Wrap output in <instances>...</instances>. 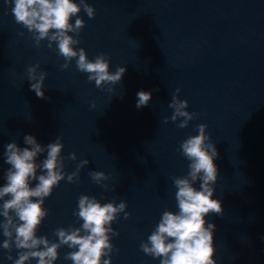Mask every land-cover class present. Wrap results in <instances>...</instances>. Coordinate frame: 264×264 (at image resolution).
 Instances as JSON below:
<instances>
[{
	"label": "water",
	"instance_id": "95a60500",
	"mask_svg": "<svg viewBox=\"0 0 264 264\" xmlns=\"http://www.w3.org/2000/svg\"><path fill=\"white\" fill-rule=\"evenodd\" d=\"M87 3L96 15L90 19L83 9L78 14L85 27L75 47L84 48L90 60L109 56L112 72L127 69L120 83L103 90L77 70L75 60L61 70L64 59L55 43L49 49L44 40L37 47L32 33L15 22L14 4L0 0V186L10 167L7 144L26 147L24 136L31 134L46 146L61 136L65 172L75 171L81 160L89 164L78 183L65 178L46 198L49 214L37 235L57 242V228L80 227L83 221L73 212L82 194L102 203L125 201L130 216L121 213L112 225L119 232L111 239L112 264H160L140 250L141 241L164 210L178 211L172 177L189 170L180 143L198 134V124H207L219 153L213 199L223 207V215L205 217L216 225L214 258L217 264H264V0ZM35 65L47 72L44 99L30 91L27 68ZM177 88L189 102L187 111L197 113L183 129L179 120L164 123ZM141 90L152 98L138 109ZM72 152L76 161L68 159ZM91 171L109 177L103 182L107 189L92 180ZM199 186L197 181L194 187ZM4 239L0 229V244ZM69 251L62 246L55 264H72L64 258ZM12 255L16 258L15 248ZM6 256L0 247V264H13Z\"/></svg>",
	"mask_w": 264,
	"mask_h": 264
},
{
	"label": "clouds",
	"instance_id": "9594fccd",
	"mask_svg": "<svg viewBox=\"0 0 264 264\" xmlns=\"http://www.w3.org/2000/svg\"><path fill=\"white\" fill-rule=\"evenodd\" d=\"M14 6L11 12L15 22L22 25L30 33L37 47L41 41L47 40V47L53 48L55 43L58 56L64 59L61 70L68 69L73 60L81 73H86L89 82L104 89L105 85H116L122 81L127 69L118 66L110 71V57L104 53L94 59L88 58L84 48L77 49L79 35L85 27L84 19L79 17L83 11L90 19H94L96 10L87 0H6ZM76 17L75 23L72 18ZM74 33L75 35H70ZM23 35V33H20ZM39 65L27 68L30 91L38 98L44 99V82L47 72L38 71ZM112 91L111 87L107 89ZM180 88L175 90L168 107L173 109L169 119L179 120L178 128H186L189 122L197 117V113L187 111L189 102L180 99ZM152 98L151 92L137 93L136 107L148 105ZM95 107V105H92ZM198 134L191 135L180 143L181 154L189 161L186 176L172 177L177 191L175 199L177 212L164 210L159 223L148 236L141 241L140 250L147 256L160 259V264H217L214 246V230L216 225L207 222L209 214L223 215L222 203L213 199L218 180V167L215 160L219 157L215 144L207 131V124L196 126ZM26 147H19L15 142L6 145L5 163L10 167L5 172L6 183L0 186V229L5 237L0 247L7 250L6 258L13 264H28L35 259L37 264H55L59 258V249L67 246L72 251L65 254V259L72 264H112L111 255L114 245L112 237L119 232L112 225L121 213L128 219L127 203L100 202L95 196L82 194L77 201V210L73 215L82 220L80 227H60L55 230L57 242L50 241L46 235H37L38 229L48 216L44 207L46 198L60 182L67 179L68 183H78L80 170L89 164V160H81L76 170L65 172L64 149L62 137L57 136L54 142L42 146L35 136H24ZM30 146V147H29ZM47 153L46 158L37 163V157ZM69 160L76 161L77 155L72 152ZM39 170V174H38ZM92 180L107 189L104 184L109 177L102 171H91ZM37 181L35 186H31ZM200 181L199 189L194 187ZM17 250L16 258L13 249ZM107 257V258H105Z\"/></svg>",
	"mask_w": 264,
	"mask_h": 264
}]
</instances>
